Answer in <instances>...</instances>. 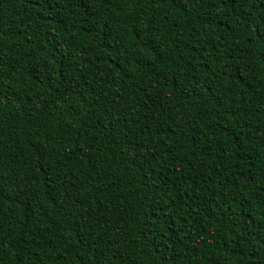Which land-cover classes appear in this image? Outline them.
<instances>
[{
  "label": "trees",
  "instance_id": "1",
  "mask_svg": "<svg viewBox=\"0 0 264 264\" xmlns=\"http://www.w3.org/2000/svg\"><path fill=\"white\" fill-rule=\"evenodd\" d=\"M0 264H264V0H0Z\"/></svg>",
  "mask_w": 264,
  "mask_h": 264
}]
</instances>
